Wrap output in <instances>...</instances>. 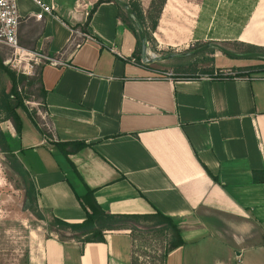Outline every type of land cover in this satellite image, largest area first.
I'll return each mask as SVG.
<instances>
[{"label":"crops","instance_id":"1","mask_svg":"<svg viewBox=\"0 0 264 264\" xmlns=\"http://www.w3.org/2000/svg\"><path fill=\"white\" fill-rule=\"evenodd\" d=\"M41 1L54 10L37 19L38 3L18 0V35L24 48L59 62L38 64L47 130L23 126L18 134L11 125L0 148L9 145L30 173L43 213L83 222L89 187L111 214L161 212L177 223L184 244L169 250L164 264H259L264 182H255L254 172L264 171V72L228 79L199 69L263 63L162 68L156 62L168 59H156L166 55L150 47V57L142 41L140 49L139 26L119 16L117 0L100 4L86 31L81 26L99 0ZM135 1L148 13L152 0ZM152 34L156 51L209 43L238 53L245 52L235 43L264 48V0H167ZM75 141L87 146L66 155L64 148L75 146L61 144ZM147 222L106 230L104 242H82L65 229L64 239L46 238L29 263L152 264L137 250L141 234L154 238L140 227ZM154 224L166 242L164 225Z\"/></svg>","mask_w":264,"mask_h":264},{"label":"rangeland","instance_id":"2","mask_svg":"<svg viewBox=\"0 0 264 264\" xmlns=\"http://www.w3.org/2000/svg\"><path fill=\"white\" fill-rule=\"evenodd\" d=\"M144 3L145 5L148 4L146 0ZM145 15H147V13ZM150 33L152 38L148 40L149 45L152 51L159 55L164 54L167 56L192 51V49L177 50L178 48H166L165 46L162 51H156L160 44L157 42L151 30ZM139 35L141 37L140 30ZM0 49L4 52V63L6 64L11 53L9 49L5 47L0 46ZM157 54L153 56L155 57ZM176 58L177 59L171 58L163 62H156V65L166 69H173L179 67L180 63H185V66L189 68L201 64L226 68L235 65L243 66L246 64L264 63V59L262 58H235L214 48ZM223 58L226 61H224ZM11 87L12 82L9 76L0 70V97L4 90L8 92L11 90ZM19 89L24 99V104L29 112V114H26L23 109L19 110L22 114L25 132L37 133V129L32 120L36 123L38 128L41 127L47 130L45 109L41 106L40 102L36 101L33 95L28 92L30 89L28 86L23 88L20 85ZM11 125L13 126L12 122L6 119L4 113L0 112V136L3 133V129L7 130ZM26 206H28V208ZM31 208L32 202L27 196L24 177L14 168L12 161L7 155L0 150V264H30L31 254L35 252L36 249L38 250L43 247V242L46 238L56 233L60 235V238L66 237L64 234L65 230H56L51 227L53 220H50L40 207L38 209L42 213L43 219L35 215ZM140 227H143L144 230L151 234L161 231H155V229H159L160 226L157 227L152 221ZM168 238L171 239V236ZM163 239L165 240V238ZM163 239L159 237L140 241L141 243H138L139 248H137L139 254H144V258H146L147 261H152L150 258L153 256V258H155L153 260L156 264H163L164 261L162 258L171 250L169 243H166L169 242L170 239H167L166 242H164ZM148 256H150V258H148ZM258 262L259 264H264V257L258 259ZM69 264L72 263L69 262ZM243 264L247 263L243 262Z\"/></svg>","mask_w":264,"mask_h":264},{"label":"trees","instance_id":"3","mask_svg":"<svg viewBox=\"0 0 264 264\" xmlns=\"http://www.w3.org/2000/svg\"><path fill=\"white\" fill-rule=\"evenodd\" d=\"M108 1H115V0H99L93 6V8L88 13L85 23L81 26L83 30L85 31L87 30V27L91 23L93 14L95 13L98 6L103 2H108ZM166 2L167 0H152L147 15L143 13L140 4L137 1L129 0L128 2L131 8L143 20L147 28L149 39L152 38L150 30L154 31L156 29L158 20L160 18V15L163 11ZM118 6H119V16L129 25L130 28H132L131 16L128 14V12L124 9L122 5L118 4ZM139 45L141 49V37L139 39ZM200 46L201 45L196 46L194 49L199 48ZM234 46L236 49L241 50V52H245V53L247 52L264 53V48L257 47L254 45L235 43ZM191 68L188 67L186 68V70H193L194 72L198 70L196 66ZM0 70L6 73L12 82L11 90L8 92L4 90L1 94L0 112L6 115V119L12 122L16 132L20 134L23 130V118L19 110L23 109L26 112V114H29L24 104V99L22 98L20 93V89H19L20 85L23 88L28 86L30 88L28 92L31 95H33V98H35L36 101L40 102L41 106L44 109L46 108L47 90L45 89L42 80L43 66L38 65L33 75L17 74L16 71L10 69L9 66L4 63V52H2L0 49ZM199 70H200L199 73L206 74L213 78L232 79L235 77H249L252 74L263 73L264 63L260 65L240 68L238 70L230 69L229 71H225L222 69H215L214 67H207ZM32 122L37 127L36 123L33 120ZM71 143L75 146V148H73L72 150H67L64 148L66 155L75 153L78 150L87 146L85 142H81V141L62 143L61 146L66 147ZM2 152H4L7 155V157L12 161L14 168L18 170L24 177L27 196L28 199L32 202L31 210H33L35 215L43 219V215L38 209L39 208V204L37 200L38 194L34 186V183L32 181L30 173L23 167L22 163L19 161L17 156L12 152L9 145L6 144L3 145ZM262 174L264 175V171L254 172L255 182H264V176H262ZM78 198L79 200H81L82 197L78 196ZM83 198H84L83 199L84 202H86V205L84 202H81L86 211V219L83 222L70 223L60 218L54 217L51 223V227H54L56 230H65L70 228L74 232H79V235H76L75 238L81 240L82 242H104L106 230L118 229L121 228L122 226H126V224L129 221H134V220L139 221L140 218H143L144 220L154 221L157 223V225L158 224L164 225L163 226L164 230H167V234H169V237L171 236V239L169 238L170 241L167 242L169 243L171 249L177 248L178 246L184 244V240L181 236V231L177 223L171 217L165 216L161 212H156L155 214H144V215L111 214L110 212H107L101 207V205L97 202L94 196V190L89 187L87 188V193L84 195ZM133 228L135 229V227ZM164 235L165 234L162 232L154 233L153 237L154 238L160 237L161 239H163L166 237V235L165 236ZM151 237L152 236L150 235H143V234L139 236V238L142 240H147L148 238ZM148 257L150 258V256ZM165 257L166 255L164 256V258H162L163 261ZM153 259L155 258L151 256V260H152L151 263L156 264ZM143 260L147 261L145 259ZM137 262L138 261H135L134 264H140L139 262L138 263Z\"/></svg>","mask_w":264,"mask_h":264},{"label":"built area","instance_id":"4","mask_svg":"<svg viewBox=\"0 0 264 264\" xmlns=\"http://www.w3.org/2000/svg\"><path fill=\"white\" fill-rule=\"evenodd\" d=\"M38 3L41 10L36 13L37 19H43L47 13H52L54 6L46 5L41 0H32ZM21 23L18 0H0V45L9 49L11 56L6 65L15 70L17 74L33 75L36 65L40 62L58 64L49 55L21 46L18 29ZM173 73H165L162 78L171 77Z\"/></svg>","mask_w":264,"mask_h":264},{"label":"water","instance_id":"5","mask_svg":"<svg viewBox=\"0 0 264 264\" xmlns=\"http://www.w3.org/2000/svg\"><path fill=\"white\" fill-rule=\"evenodd\" d=\"M117 2L122 5L124 7V9L128 12V14L131 16V18H133L136 23L139 26L140 29V34H141V41H142V46H143V51H147L148 55L150 57H152V51L150 49V45H149V36L146 30V26L143 22V20L138 16V14L131 8V6L124 2L123 0H117ZM218 49L220 50L222 53L235 57V58H262L264 59V53L262 52H247V53H238L235 51H232L230 49L225 48L224 46L217 44V43H209L206 44L194 51L191 52H187V53H181V54H171V55H167V56H163V57H158L156 60H162V59H170V58H175V57H180V56H185V55H192V54H196L198 52H202L208 49ZM1 150V148H0ZM29 204V201H28ZM28 208V206H26Z\"/></svg>","mask_w":264,"mask_h":264}]
</instances>
